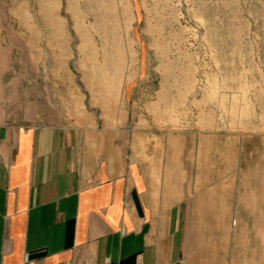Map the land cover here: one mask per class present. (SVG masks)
Here are the masks:
<instances>
[{
	"label": "rangeland",
	"instance_id": "1",
	"mask_svg": "<svg viewBox=\"0 0 264 264\" xmlns=\"http://www.w3.org/2000/svg\"><path fill=\"white\" fill-rule=\"evenodd\" d=\"M47 124L120 141L186 264H264V0H0V125Z\"/></svg>",
	"mask_w": 264,
	"mask_h": 264
},
{
	"label": "crops",
	"instance_id": "2",
	"mask_svg": "<svg viewBox=\"0 0 264 264\" xmlns=\"http://www.w3.org/2000/svg\"><path fill=\"white\" fill-rule=\"evenodd\" d=\"M127 153L94 128L0 125V264H186L180 203Z\"/></svg>",
	"mask_w": 264,
	"mask_h": 264
}]
</instances>
